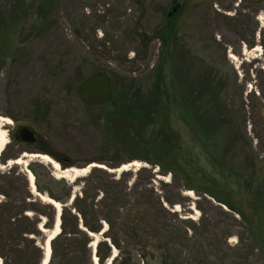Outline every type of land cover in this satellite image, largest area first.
<instances>
[{
	"label": "rangeland",
	"instance_id": "rangeland-1",
	"mask_svg": "<svg viewBox=\"0 0 264 264\" xmlns=\"http://www.w3.org/2000/svg\"><path fill=\"white\" fill-rule=\"evenodd\" d=\"M18 1L0 0V16L3 15L0 23V115L11 120V124L0 126L6 130L8 141L2 149H5L4 154L0 155V172L12 168V171L28 175L27 163L38 160L23 158L18 164L9 162L23 152L37 151L36 145L22 143L18 146L14 142L15 133L24 126L33 131L35 139L41 142L38 145L47 155L59 159L60 169L81 168L90 163L106 167L118 175L122 171L135 172L139 167L149 168V163L135 158L145 155L141 147L135 151V145L122 154L123 158L134 156L133 160L117 167L95 161L104 159L111 162L112 152L109 150L123 141L129 144L123 130L128 129L130 122L123 116L121 102L125 100L130 108L139 109L143 104L137 97L152 87L158 77L159 65H162L169 91L174 84L179 90L176 96L186 92L185 95L194 101L196 112L207 111L200 107V103L208 97L200 98L196 94L201 74L209 69L223 68L233 77L229 68L232 65L241 86V96L234 95L233 108L230 105L222 109L225 115L221 126L223 136L235 140L231 152L225 157H217L219 150L216 152L208 142L198 139L189 119L193 109L182 107L181 111L177 104L167 100L166 106L164 97L157 120L148 128L147 133H151L155 141L160 129L174 135L171 142L184 169L185 182L193 187L182 189L176 204L166 203L170 215L161 221L176 231L168 248L177 264H264V182L260 179V172L245 174V158L251 154L264 169V128L248 107L243 106L242 109L240 106L243 98L254 102V97L247 93L252 91L258 95L260 84H264L261 74L264 72V57L260 44V28L264 26L263 2L256 5L260 10L254 16L255 21L249 24L254 29L255 43L248 48L215 16L203 21L207 4L186 10L181 21L182 40L178 45L170 46L160 29L168 24L176 1L144 0L140 5L137 0H105V3L61 0L57 6L52 3L44 18L40 11L43 0H22L21 10L16 6ZM219 1L233 6L240 2ZM241 3L248 4L247 0ZM212 6L216 7L215 2ZM16 11L25 14L18 23L12 19ZM77 28L83 30L81 34L76 32ZM143 32L147 37L145 41L133 39ZM247 38L251 39V35L247 34ZM256 46L259 49H255ZM222 53H225L224 59ZM98 68L112 71V99L102 105H86L78 99L76 87ZM179 79L185 85L181 89ZM189 83L196 93L190 94L192 88L187 86ZM229 97L228 102L233 96ZM208 112L215 115L218 111ZM120 118L123 120H118ZM163 135L165 141L170 139L166 133ZM132 162L139 165H129L116 171L123 164ZM42 163L47 165L54 178H64L59 170ZM157 170V166L152 168L155 179L150 185L155 193L168 194L169 188L163 184L170 182L171 176L169 172L161 174ZM76 178H64L73 186V195L79 192ZM179 179L184 182L180 176ZM210 187L218 198L229 201L235 210L204 192ZM37 193L34 188L33 196ZM6 221L0 210L1 237L7 228ZM188 226H195V232L187 230ZM184 230L191 237L188 244L181 239ZM50 231L46 229L45 232L48 234ZM95 238L99 236L95 235L92 240ZM140 258L135 255L136 264H142ZM92 262L97 264V258ZM118 262L119 259L112 263Z\"/></svg>",
	"mask_w": 264,
	"mask_h": 264
},
{
	"label": "trees",
	"instance_id": "trees-1",
	"mask_svg": "<svg viewBox=\"0 0 264 264\" xmlns=\"http://www.w3.org/2000/svg\"><path fill=\"white\" fill-rule=\"evenodd\" d=\"M60 1L43 0L44 4L40 6L42 17L47 16L52 3L57 6ZM95 1L106 2L105 0ZM172 1H176V7L168 24L160 29L164 40H167L170 46H176L182 40L181 21L186 10L189 11L191 7L206 4L208 9L206 8L203 12V21L215 16L223 25L236 33L248 48L254 46V29H251L249 24L253 20L255 21L254 16L260 10L256 5L261 1L264 5V0H247V5H242V0H240L237 6L224 5L219 0ZM213 1L216 7L212 6ZM22 2L19 0L16 3L20 10ZM137 2L142 5L144 0H137ZM2 16H0V23L3 19ZM12 17L13 22L18 23L25 17V14L16 11ZM82 31L80 28L76 30L78 34H81ZM247 34L251 35V39L247 38ZM133 39L145 41L147 37L143 32L135 35ZM260 39L264 57V26L260 28ZM0 46L2 45L0 44ZM166 50L169 53L168 48ZM222 50L224 51L223 48ZM222 56L224 59L225 53H222ZM229 68L233 77L229 75L227 69L223 68L209 69L202 73L197 93L190 83L187 84L192 88L190 94L196 93L200 98L204 95L208 97L207 100L200 103V107L207 111L196 112L195 103L185 95L186 92H182L177 97L176 94L179 90L175 88L174 84L169 91L162 74V65H159L158 77L152 87L140 98L137 97L143 104L139 109L130 108V104L125 100L121 102L123 116L125 115L126 120L130 122L128 123L130 126H127L129 130H123V132L126 131L129 144L123 141L114 145L109 150L112 152L111 162L104 159L95 161L108 167H117L133 160L134 156L123 158L122 154L125 150L130 149V146L135 145V151L141 147L145 154L143 157L135 156V158L149 163L151 166L149 168L139 167L135 172L128 170L115 175L106 168L93 166L85 175L76 178L79 192L73 195V186L67 180L54 178L47 165L38 160H31L26 167L34 177V188L38 192L35 196L30 191L29 182L24 172L12 171V168L1 171L0 210L3 211L7 219L4 236H0L1 264L41 263L44 256V244L48 236L45 231L53 229L56 209L52 204L42 202L40 195H45L61 204L60 230L49 240L50 255L46 264H92V247L89 245L93 241V235L99 236L93 253L97 258V264H104L105 260L111 257L113 249H116L117 253L111 261L115 262L119 259L118 264H136L135 255L141 257L142 264H177L168 248L169 241L173 239V234L176 231L171 225L161 220H165L166 216L170 215L166 203L176 204L181 190L184 188L193 189V187L185 182L184 169L182 170L177 160L176 147L171 142V139L174 140V135L160 129V134L155 141L154 136L147 131L157 120L158 110L160 106L164 105V97L166 106H168L167 100L169 103L177 104V109L181 111L182 107L189 108L188 110L193 109L189 114V119L191 118V123H189L196 136L199 140L208 142L216 152L219 150L217 157H225L231 152L235 140L223 136L224 132L221 126L225 115L222 113V109L230 105L233 108L234 95L241 96L239 91L241 86L238 84L236 71L232 65H229ZM92 72H105L109 75L110 81L112 80V71L109 69L98 68ZM261 74L264 77L263 71ZM178 83L180 89L183 88L184 83L180 79ZM258 92V95L252 91L248 92L247 95L253 96L255 101L249 102L246 98L247 102L243 98L240 101V106L242 109L243 106L248 107L251 115L258 117L259 123L264 128V84H260ZM170 95L173 96V99ZM231 95L233 97L228 102ZM208 110L218 112L213 115ZM183 119L186 117L183 116ZM118 120L121 121L123 118ZM130 130L134 133L131 134ZM165 133L170 138L166 141L164 140L165 135H163ZM141 150L139 149V151ZM4 152L5 149L0 155H3ZM245 161L247 167L245 174L254 175L260 172V179L264 182V169L261 168L256 157L251 154L245 158ZM155 166L158 167L159 173L169 172L171 176L170 182L163 184L164 187L169 188L168 194L159 195L150 185L155 179V172L152 171ZM179 176L185 183L179 179ZM204 192L214 200L223 203L227 208L235 210L229 201L218 198L211 187ZM239 214L243 215L240 211ZM41 221L43 222L41 223ZM186 229L194 232L196 230L195 226H188ZM181 239L188 244L191 237L184 230ZM112 262L110 264H113Z\"/></svg>",
	"mask_w": 264,
	"mask_h": 264
},
{
	"label": "bare ground",
	"instance_id": "bare-ground-1",
	"mask_svg": "<svg viewBox=\"0 0 264 264\" xmlns=\"http://www.w3.org/2000/svg\"><path fill=\"white\" fill-rule=\"evenodd\" d=\"M264 19V17H263ZM255 49H259L258 46L255 47ZM11 124V120L8 118V117H4V116H1L0 115V126H7ZM7 135H6V130L3 128V127H0V152L2 151L3 147L7 144ZM23 158H36L38 160H40L41 162H44V163H48L50 164L55 170H59L60 172V175L64 178H67V179H74L76 178L77 176H79L80 174H83V173H86L87 172V168H76V167H69V168H66V169H60L59 167V164L58 162H56L55 160H53L49 155L47 154H38V153H26V152H23L21 154V156H19L18 158H16L15 160L13 161H9V162H12V163H20L23 161ZM90 165H95V164H90ZM89 165V166H90ZM129 165H139V163L137 162H132V163H128V164H123V166L121 168H118V170L120 169H125L127 168ZM33 181H34V177L32 174H28V182H29V186H30V189L31 191L33 192L34 191V187H33ZM190 191H187V194H189ZM41 200L42 201H45V202H48L50 204H52L55 209L57 210V214L60 213V204L56 201H53L52 199H49L45 196H42L41 195ZM103 231V230H102ZM59 232V219L56 218V221H55V225L53 227V229L48 233V236H47V240L45 242L46 244V247H45V259L43 261V264H46L47 263V260H48V256L50 255V249H49V246H48V241L55 235ZM95 235H93L92 237H94ZM97 237V236H96ZM96 242H97V238H95L89 246H95L96 245ZM115 253L116 251L113 250V254L112 256L108 259V263L109 261L113 258V256H115ZM93 260L94 262L96 261V257L94 256L93 257ZM107 263V264H108Z\"/></svg>",
	"mask_w": 264,
	"mask_h": 264
},
{
	"label": "water",
	"instance_id": "water-1",
	"mask_svg": "<svg viewBox=\"0 0 264 264\" xmlns=\"http://www.w3.org/2000/svg\"><path fill=\"white\" fill-rule=\"evenodd\" d=\"M76 95H77L78 99L86 105L95 106V105H102V104L110 102L112 99V95H113V88L111 85L109 75L105 72H93V73L89 74L88 76L83 78L78 83V85L76 87ZM20 133L22 134V139L24 141H26V142L33 141L34 133L31 129L24 126L21 128ZM35 153L48 154V153L38 151V150ZM49 156L53 160L58 162L57 159H55V157H52L50 154H49ZM18 157H15L14 159H16ZM89 165H90V163H87L84 167H81V168H87V171H89V169L91 167L98 166L96 164L90 165V166ZM99 167H102V166H99ZM103 168H106V167H103ZM109 171H111V170H109ZM116 171H118V169H116ZM29 173L30 172H28V174ZM56 218L59 219V213L58 214L56 213L55 221H56ZM54 225H55V222H54ZM48 246L50 249L49 241H48ZM45 247H46V244H44V256H43L40 264H43V261L45 259ZM48 259H49V256H48Z\"/></svg>",
	"mask_w": 264,
	"mask_h": 264
},
{
	"label": "flooded vegetation",
	"instance_id": "flooded-vegetation-1",
	"mask_svg": "<svg viewBox=\"0 0 264 264\" xmlns=\"http://www.w3.org/2000/svg\"><path fill=\"white\" fill-rule=\"evenodd\" d=\"M20 132H21V129H19V130L15 133V136H14V142H15L16 144H18V146H20L22 143H29V144H32V145H36V146H35V147H36V150H38V151H42V152H45V153H46V151L43 150V147H41V146L38 145V144H40L41 142H40L39 140L35 139V136H34L33 141H31V142H26V141H24V140L22 139V134H21ZM37 145H38V146H37Z\"/></svg>",
	"mask_w": 264,
	"mask_h": 264
}]
</instances>
